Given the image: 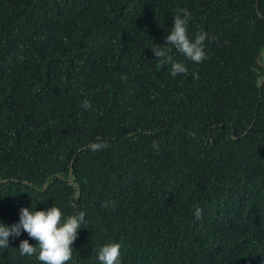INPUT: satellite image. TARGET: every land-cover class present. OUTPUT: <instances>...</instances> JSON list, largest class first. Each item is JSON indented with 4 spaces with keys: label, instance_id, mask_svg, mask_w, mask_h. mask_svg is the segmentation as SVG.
Segmentation results:
<instances>
[{
    "label": "trees",
    "instance_id": "16d2710c",
    "mask_svg": "<svg viewBox=\"0 0 264 264\" xmlns=\"http://www.w3.org/2000/svg\"><path fill=\"white\" fill-rule=\"evenodd\" d=\"M185 9L206 59L173 77ZM263 53L264 0H0V222L84 211L68 264H264ZM24 239L0 264H40Z\"/></svg>",
    "mask_w": 264,
    "mask_h": 264
},
{
    "label": "clouds",
    "instance_id": "9594fccd",
    "mask_svg": "<svg viewBox=\"0 0 264 264\" xmlns=\"http://www.w3.org/2000/svg\"><path fill=\"white\" fill-rule=\"evenodd\" d=\"M190 13L181 10V13L174 15V23L170 34L165 37L166 44L163 47H152L157 60V67L170 65V74L187 75L188 67L185 63L174 60L170 55L172 48L182 53L184 57L196 64L206 59L205 41L208 33L198 30L193 38L188 34V18ZM195 78H198L195 76ZM81 107L85 110L92 107L91 101L84 99ZM106 142L97 138L96 142L88 145V149L97 152L107 148ZM153 147H158L153 142ZM114 203V202H113ZM103 206H107V203ZM193 214L197 220L202 219V209L196 206ZM86 213L79 211L65 217L62 209L56 204L46 210H32L29 207H22L20 219L11 226L0 222V248L9 246L10 236H20L22 231L27 232L31 239L36 241L32 244L28 239L20 242L19 250L22 256H35L40 264H68L73 256V243L78 237L79 229L85 221ZM99 264H121V244L109 242L103 244L98 252Z\"/></svg>",
    "mask_w": 264,
    "mask_h": 264
},
{
    "label": "water",
    "instance_id": "95a60500",
    "mask_svg": "<svg viewBox=\"0 0 264 264\" xmlns=\"http://www.w3.org/2000/svg\"><path fill=\"white\" fill-rule=\"evenodd\" d=\"M263 56H264V53L262 54ZM264 83V80H263V82H262V84ZM71 171H72V169H71ZM1 181H6V180H1Z\"/></svg>",
    "mask_w": 264,
    "mask_h": 264
}]
</instances>
